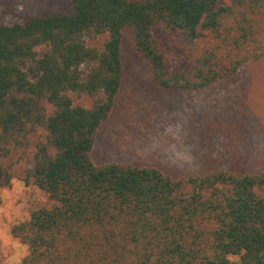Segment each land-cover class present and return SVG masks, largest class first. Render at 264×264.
<instances>
[{"label":"trees","instance_id":"1","mask_svg":"<svg viewBox=\"0 0 264 264\" xmlns=\"http://www.w3.org/2000/svg\"><path fill=\"white\" fill-rule=\"evenodd\" d=\"M71 2L0 27V187L33 149L27 181L56 203L13 226L21 264H264V171L177 179L92 158L119 103L128 31L159 88L201 91L264 59V0ZM158 26L189 47L186 69L169 65Z\"/></svg>","mask_w":264,"mask_h":264},{"label":"rangeland","instance_id":"2","mask_svg":"<svg viewBox=\"0 0 264 264\" xmlns=\"http://www.w3.org/2000/svg\"><path fill=\"white\" fill-rule=\"evenodd\" d=\"M72 10L71 0H0V27ZM153 33L169 65L186 69L191 56L181 35L163 26ZM123 56L124 84L114 114L96 135L95 164L154 166L177 179L210 166L264 171V59L208 89L179 92L157 86L147 62L133 50L130 31ZM72 98L75 105H92L86 96ZM31 153L15 164L11 184L0 187V264H21L29 253L12 235L13 226L56 204L27 181Z\"/></svg>","mask_w":264,"mask_h":264}]
</instances>
